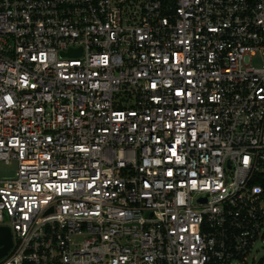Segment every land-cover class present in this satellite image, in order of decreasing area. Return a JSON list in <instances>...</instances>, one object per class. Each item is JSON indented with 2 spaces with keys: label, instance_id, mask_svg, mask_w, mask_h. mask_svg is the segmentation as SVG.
<instances>
[{
  "label": "built area",
  "instance_id": "1",
  "mask_svg": "<svg viewBox=\"0 0 264 264\" xmlns=\"http://www.w3.org/2000/svg\"><path fill=\"white\" fill-rule=\"evenodd\" d=\"M0 161V264H248L264 0H0Z\"/></svg>",
  "mask_w": 264,
  "mask_h": 264
},
{
  "label": "rangeland",
  "instance_id": "2",
  "mask_svg": "<svg viewBox=\"0 0 264 264\" xmlns=\"http://www.w3.org/2000/svg\"><path fill=\"white\" fill-rule=\"evenodd\" d=\"M258 59L253 58L252 62L255 64ZM16 176V165L14 162H10L9 164H5L0 161V179H10ZM264 231V226H263ZM250 258V259H249ZM248 264H250L251 258L255 259V262L259 261L258 264H264V234L253 244L252 250L249 256ZM263 260L260 263V260Z\"/></svg>",
  "mask_w": 264,
  "mask_h": 264
},
{
  "label": "water",
  "instance_id": "3",
  "mask_svg": "<svg viewBox=\"0 0 264 264\" xmlns=\"http://www.w3.org/2000/svg\"><path fill=\"white\" fill-rule=\"evenodd\" d=\"M0 257H2L11 246V235L7 227H0Z\"/></svg>",
  "mask_w": 264,
  "mask_h": 264
},
{
  "label": "trees",
  "instance_id": "4",
  "mask_svg": "<svg viewBox=\"0 0 264 264\" xmlns=\"http://www.w3.org/2000/svg\"><path fill=\"white\" fill-rule=\"evenodd\" d=\"M262 262H263V260L261 259V260H260V263H262Z\"/></svg>",
  "mask_w": 264,
  "mask_h": 264
}]
</instances>
